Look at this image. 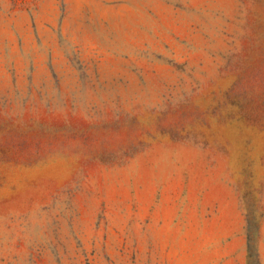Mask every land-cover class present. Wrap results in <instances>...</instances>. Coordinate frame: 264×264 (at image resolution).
I'll return each instance as SVG.
<instances>
[{
    "label": "rangeland",
    "instance_id": "rangeland-1",
    "mask_svg": "<svg viewBox=\"0 0 264 264\" xmlns=\"http://www.w3.org/2000/svg\"><path fill=\"white\" fill-rule=\"evenodd\" d=\"M0 264H264V0H0Z\"/></svg>",
    "mask_w": 264,
    "mask_h": 264
}]
</instances>
